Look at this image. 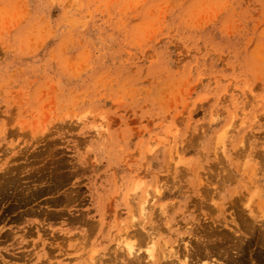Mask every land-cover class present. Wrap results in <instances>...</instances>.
Wrapping results in <instances>:
<instances>
[{
  "label": "rangeland",
  "instance_id": "374dc122",
  "mask_svg": "<svg viewBox=\"0 0 264 264\" xmlns=\"http://www.w3.org/2000/svg\"><path fill=\"white\" fill-rule=\"evenodd\" d=\"M260 154L264 0H0V173L18 165L21 190L56 188L0 194V264H114L138 221L164 222L163 203L173 245L210 235L232 251L197 264L230 263L240 234L252 239L248 260L256 235L240 233L236 213L246 195L264 213Z\"/></svg>",
  "mask_w": 264,
  "mask_h": 264
},
{
  "label": "bare ground",
  "instance_id": "6f19581e",
  "mask_svg": "<svg viewBox=\"0 0 264 264\" xmlns=\"http://www.w3.org/2000/svg\"><path fill=\"white\" fill-rule=\"evenodd\" d=\"M11 120V119H10ZM8 124V123H7ZM11 131V130H10ZM95 134V133H94ZM97 134V133H96ZM218 138V137H217ZM254 144V143H253ZM48 148V147H47ZM10 149V148H9ZM25 150V149H24ZM147 150V149H146ZM149 150V149H148ZM10 151H11V149H10ZM21 151V150H20ZM52 151V150H51ZM262 151V150H261ZM9 152V151H8ZM43 152V151H42ZM50 152V151H49ZM56 152V151H55ZM255 152V151H254ZM4 153V152H3ZM7 153V152H6ZM39 153V152H38ZM45 153V152H44ZM249 153V152H248ZM262 153H263V151H262ZM34 154V153H33ZM32 154V155H33ZM50 154H52V153H50ZM55 154H57V153H55ZM241 154V153H240ZM32 155H30V156H32ZM38 155H40V154H38ZM37 155V156H38ZM53 155V154H52ZM177 155V154H176ZM249 155V154H248ZM247 155V156H248ZM5 156V155H4ZM29 156V155H28ZM43 156V155H42ZM47 156V155H46ZM260 156V158H264V155L262 156L261 154L259 155ZM14 157V156H13ZM34 157V156H33ZM43 157H45V156H43ZM54 157V156H53ZM150 157V156H149ZM148 157V158H149ZM4 159V158H3ZM42 159V158H41ZM44 159V158H43ZM242 159H243V157H242ZM14 160V159H13ZM59 160V159H58ZM50 161H52V160H50ZM56 161V160H55ZM61 161H62V159H61ZM60 161V162H61ZM171 161V160H170ZM49 162V161H48ZM48 162H46V163H48ZM52 162H54V160L52 161ZM51 162V163H52ZM65 162V161H64ZM178 162H179V160H178ZM182 162V161H181ZM30 163V162H29ZM33 163H35V160L32 162V164ZM38 163V162H37ZM57 163V162H56ZM146 163V162H145ZM222 163V162H221ZM32 164H31V166H32ZM49 164V163H48ZM47 164V165H48ZM53 164V163H52ZM25 165V164H24ZM35 165V164H34ZM59 165V164H58ZM19 166H20V164H19ZM17 167H18V165H17ZM17 167L16 168H13V167H11V168H8V169H6L5 170V173H3L2 172V174L0 173V194L2 195H4V196H8L9 197V195H8V193H10L9 192V190L10 189H20V188H22V186H23V188H25L24 187V185H22L21 184V182H20V178H19V175H17V174H19V172H18V170H17V174H16V176L15 175H12L11 173L14 171L13 169H17ZM66 167V166H65ZM180 167V166H179ZM13 168V169H12ZM35 168V167H34ZM53 168V167H52ZM185 168V167H184ZM18 169H20V168H18ZM23 169V168H22ZM22 169H20V170H22ZM43 169H45V167L43 168ZM46 169H48V168H46ZM54 169V168H53ZM59 169V168H58ZM57 169V170H58ZM84 169H86V167L84 168ZM259 169V168H258ZM3 170V169H2ZM24 170V169H23ZM22 170V171H23ZM39 171V169H38V167H37V172ZM54 171V174H55V170H53ZM52 171V172H53ZM46 172V171H45ZM48 173H46V176H48L47 174H49L50 172H51V170L49 171H47ZM51 172V173H52ZM58 172V171H57ZM56 172V173H57ZM60 172V171H59ZM67 172V171H66ZM170 172V171H169ZM172 172V171H171ZM180 172V171H179ZM21 173V172H20ZM23 173V172H22ZM39 173V172H38ZM51 173L49 174V175H51ZM26 174V173H25ZM24 174V175H25ZM29 174V173H28ZM45 173L43 172V175H44ZM53 174V175H54ZM74 174V173H73ZM23 175V176H24ZM41 175V174H40ZM39 175V176H40ZM43 175H41V176H43ZM53 175H52V177H53ZM71 175V174H70ZM144 175V174H143ZM147 175V174H146ZM27 176V175H26ZM26 176L24 177L25 179H27L26 178ZM30 176L31 177H33L34 178V176H32L31 174H30ZM38 176V175H37ZM38 176V177H39ZM41 176L39 177L40 178V180L39 181H37L38 180V178L36 179V178H34V180H36L37 182H39V184L42 182V183H45L44 181H43V179H41ZM60 177V176H58V174H56L55 175V177ZM63 176H65V175H63ZM145 176V175H144ZM143 176V177H144ZM172 176V175H171ZM170 176V174H169V176H167V178L168 177H171ZM29 177V176H28ZM31 177H29V178H31ZM54 178L55 180H53V181H56V183L58 182V181H60V183H63V179H58V178ZM181 177V176H180ZM61 178V177H60ZM70 178V177H69ZM166 178V177H165ZM202 178V177H201ZM23 179V177L21 178V180ZM58 179V180H57ZM66 179V178H65ZM72 179V178H71ZM34 180H29L31 183H32V181H34ZM168 180L169 179H167V183H168ZM177 180V179H176ZM28 181V180H27ZM25 182V183H27V184H29L30 182ZM35 181V182H36ZM46 181V180H45ZM65 181V180H64ZM69 181V180H68ZM165 181V180H164ZM220 181H222V179L220 180ZM24 181H22V183H23ZM47 182H49V185L51 184L50 183V181H46V183ZM161 182V181H160ZM159 182V183H160ZM205 182V181H204ZM204 182H203V185H204ZM209 182V181H208ZM223 182V181H222ZM55 183V182H54ZM65 183V182H64ZM165 183V182H164ZM176 183V182H175ZM207 183V182H206ZM26 184V185H27ZM38 184V185H39ZM48 184V183H47ZM53 184V183H52ZM52 184H51V186H52ZM58 184H59V182H58ZM137 185H139L138 183H136ZM143 184V183H142ZM208 184V183H207ZM206 184V185H207ZM210 184V183H209ZM208 184V185H209ZM32 185V184H31ZM35 185H37V184H35ZM46 185V184H45ZM45 185H43V186H45ZM61 185V184H60ZM64 185V184H63ZM207 185V186H208ZM212 185V184H211ZM47 186V185H46ZM51 186L50 187H48V189L47 190H50V188H51ZM54 186V185H53ZM66 186V185H65ZM161 186H162V184H161ZM166 186V185H165ZM173 186V185H172ZM210 186V185H209ZM30 187V186H29ZM28 186L26 187L27 189H23L24 191L25 190H29L30 188H29ZM32 188H33V185L31 186ZM38 187V186H37ZM62 187V186H61ZM140 187V186H139ZM214 187V186H213ZM46 187H42V186H40V188L38 187V189L37 190H29L25 195H27V194H29V192H30V196H32L33 197V199L35 198V197H38V196H40L42 193H45L47 190L45 189ZM53 189L55 188V187H52ZM51 188V189H52ZM136 188V187H135ZM171 188V187H170ZM203 187H201V189H202ZM216 189H217V187H215ZM248 188V187H247ZM34 189V188H33ZM56 189V188H55ZM60 189H62V188H60ZM72 189V188H71ZM70 189V190H71ZM74 189V188H73ZM172 189V188H171ZM21 190V189H20ZM23 190H21L23 193H24V191ZM43 190L45 191V192H43ZM78 190V189H77ZM135 190V189H134ZM133 190V191H134ZM170 190V189H169ZM204 190V189H203ZM210 190V189H209ZM12 191V190H11ZM53 190H51V192H52ZM72 191V190H71ZM148 191H149V189H148ZM160 191V190H159ZM245 191V190H244ZM248 191V190H247ZM8 192V193H7ZM13 192V191H12ZM19 191H17V193H18ZM48 192V191H47ZM58 192V191H57ZM68 192V191H67ZM5 193H7V194H5ZM16 193V192H15ZM16 193V194H17ZM53 193V192H52ZM201 193H204L203 191L201 192ZM207 193V192H206ZM206 193H204V194H206ZM242 193H243V191H242ZM245 193V192H244ZM243 193V194H244ZM251 193V192H250ZM16 194H15V196H16ZM20 194V193H19ZM55 194V193H54ZM159 194V193H158ZM245 194H247V193H245ZM22 195V194H21ZM24 195V194H23ZM22 195V196H23ZM46 195V194H45ZM130 195H131V193H130ZM151 195V194H150ZM241 195V194H240ZM6 196V197H7ZM20 196V195H19ZM19 196H18V200L20 199L19 198ZM27 196H29V195H27ZM27 196H25V198L27 197ZM29 196V197H30ZM61 196V195H60ZM64 196V195H63ZM67 196V195H66ZM74 196L75 195H72V198H74ZM207 196H208V194H207ZM247 196L248 195H246V197H245V195H244V197L246 198V200H245V198L244 199H240V201H241V203H243V205H241V207L242 206H244L245 204V201H247V204H248V206L250 205L248 202H251V200H252V197L249 199V197L247 198ZM252 196V195H251ZM5 197V198H6ZM29 197H27L26 199H29ZM68 197H69V195H68ZM4 198V197H3ZM16 198V197H15ZM24 197H22L21 198V200H25V199H23ZM40 198V197H39ZM61 198V197H60ZM57 199V200H61L62 201V198L61 199ZM79 198V197H78ZM235 198H237V197H235ZM240 198H242V196H240ZM7 199V198H6ZM37 199V198H36ZM64 199V198H63ZM67 199V198H66ZM65 199V200H66ZM69 199V198H68ZM1 200H2V198H1ZM1 200H0V202H1ZM21 200H19L20 202H22ZM29 200H32V198H30ZM28 200V201H29ZM46 200V199H45ZM55 201H56V199H54ZM53 200V201H54ZM70 200V199H69ZM68 200V201H69ZM76 200V199H75ZM83 200V199H82ZM129 200V199H128ZM131 200V199H130ZM134 200V199H133ZM146 200H148V202H150V201H152L151 199L149 200V199H147L146 198ZM145 200V201H146ZM245 200V201H244ZM28 201H26L25 200V202H24V204H26ZM35 201V200H34ZM33 201V202H34ZM77 201V200H76ZM113 201V200H112ZM145 201H143V204L145 205V204H148V202L147 203H144ZM238 201V200H237ZM264 201V200H263ZM30 202V201H29ZM59 202V201H58ZM63 202V201H62ZM131 202H132V200H131ZM195 202V201H194ZM197 202V201H196ZM195 202V203H196ZM23 203V202H22ZM31 203V202H30ZM29 203V204H30ZM45 203V202H44ZM50 203V202H49ZM56 204H58L57 202H55ZM64 203V202H63ZM67 203V202H66ZM79 203V202H78ZM133 203H135V202H133ZM173 203V202H172ZM255 203V202H254ZM263 204H264V202H262ZM1 204V203H0ZM16 204V203H15ZM15 204H13V209L15 210V208H14V206H16ZM18 204V203H17ZM21 204V203H20ZM28 204V205H29ZM37 204V203H36ZM51 204V203H50ZM70 204V203H69ZM209 204V203H208ZM233 204V203H232ZM262 204V205H263ZM22 205V204H21ZM20 205V206H21ZM54 205V204H53ZM135 205V204H134ZM144 205H140L139 206V208L141 209V213L140 214H142L144 217V219H145V216H146V219H149V217L147 216V212H146V210L149 208V206H148V208L147 209H145V206ZM150 205V204H149ZM197 205V204H196ZM206 205V207H207V204H205ZM231 205V204H230ZM19 206V205H18ZM17 206V207H18ZM33 206V205H32ZM57 206V205H56ZM58 206H60V205H58ZM159 206H161L160 207V209L162 208V211H164L162 214H161V218H162V221H164V222H162V223H160L161 224V226H160V224L158 225V224H156L155 225V222H156V219L155 218H150V221H149V225L147 224V225H145L144 223H142V222H139L138 221V223L136 224V223H134L136 220V218L134 219V216L136 215H134V214H132V215H134V216H131L132 217V219L133 220H135L133 223L134 224H136L137 225V227L135 226V228H133L132 230H128L125 234L126 235H124V236H126V237H124V240H123V242H122V246H123V243H124V249L125 250H123V252L121 251V252H119L118 253V255H116L115 256V261H117L116 263H114V264H197V260L198 259H200V258H202L203 259V257H205V258H212V256H214V255H217V256H219V257H221V258H223V257H228L230 254L229 253H231L232 251L229 249V247L228 246H226V244L225 243H219V242H214V243H212V236H208V238H207V240L206 241H203V240H198L197 239V241L193 238V241L195 240L196 242H194V243H192V246H189V242H190V240L189 239H191V238H189V239H185L184 237H183V240H185L183 243H184V249H180V247L181 248H183L182 246H180V244L179 245H173V242H175L178 238H177V234L176 233H173V232H171L172 230H173V222L172 221H174L175 220V217L173 216V214H167V211H166V209H165V205H164V203L163 204H161V205H159ZM203 206V205H202ZM219 206V205H218ZM237 206V205H236ZM248 206H246V207H248ZM251 206V205H250ZM250 206H249V208H247L248 210V213H246L247 211H243L242 209H244V208H240L241 209V214H238V213H236L237 215H239L240 217V233H246V234H253L252 236L254 237V234L256 235V239H257V247H258V249L256 250V248L254 249V251H252L251 253H250V260H256L255 261V264H264V213H262V214H260L259 215V217H256L255 215H254V211H255V208H254V210H252L251 208H250ZM264 206V205H263ZM11 207V206H10ZM136 207V206H135ZM147 207V206H146ZM154 207V206H153ZM199 207H200V204H199ZM245 207V206H244ZM246 207H245V209L244 210H246ZM260 207V206H259ZM33 208H34V206H33ZM210 208H211V206H210ZM214 208V207H213ZM4 209V208H3ZM139 209V210H140ZM152 209V208H151ZM257 209V208H256ZM27 210V209H26ZM31 210V212H32V208L30 209ZM39 210V207H38V209H37V211ZM45 210H47V209H45ZM150 210V209H149ZM157 210H159L158 208H157ZM214 210V209H213ZM237 210V209H236ZM6 211V210H5ZM35 211V210H34ZM48 211V210H47ZM45 212L44 210L42 211V213L40 214V212H39V214L40 215H42V214H45V213H48L49 214V211L48 212ZM54 211V210H53ZM53 211H51V214H52V212ZM93 211V210H92ZM134 211V212H133ZM151 211V210H150ZM150 211L148 212V213H150ZM160 212H161V210H159ZM159 211H157V212H159ZM212 211V210H211ZM262 211V210H261ZM27 212V211H26ZM36 212V211H35ZM43 212H45V213H43ZM83 212V211H82ZM119 212V211H118ZM132 212L133 213H138V212H136L134 209L132 210ZM237 212V211H236ZM263 212V211H262ZM38 213V212H37ZM63 213V215H64V212H60V214H62ZM145 213H146V215H145ZM244 213H245V215H248V216H243L244 215ZM261 213V212H260ZM25 214H30L29 212L28 213H25ZM32 214H34L33 212H32ZM39 214H37L38 216H40ZM50 214V215H51ZM53 214H54V212H53ZM52 214V216H54ZM154 214H156V212L154 211ZM181 214H182V212H181ZM258 214V213H257ZM47 215V214H46ZM59 215V214H58ZM56 216L57 218H59L60 216ZM67 215H69V214H67ZM139 214H137V216H138ZM158 215V214H157ZM213 215V214H212ZM1 216V215H0ZM6 216V215H5ZM23 216V215H22ZM34 216V215H33ZM74 216H77V215H74ZM79 216V215H78ZM76 217L77 219L79 218V217H81V216H79V217ZM130 216V215H129ZM159 216V215H158ZM249 216H252V217H254L255 216V219L253 220H250L249 218L247 219V217H249ZM258 216V215H257ZM47 217V216H46ZM45 217V218H46ZM55 217V218H56ZM70 217V216H69ZM69 217H67V219L69 218ZM139 217V216H138ZM137 217V218H138ZM157 217V216H156ZM228 217V216H227ZM237 217V216H236ZM261 217H263V219H261V220H259L258 218H261ZM24 218V217H23ZM48 218V217H47ZM47 218H46V220H47ZM51 218V217H50ZM61 218V217H60ZM59 218V219H60ZM74 217L72 216V218L70 217L69 218V220H71V222H72V219H73ZM82 218V217H81ZM81 218H80V220L78 219V221H77V219H76V221L77 222H79V221H81ZM84 218H85V216H84ZM177 218H178V216H177ZM204 218V217H203ZM209 218V217H208ZM1 219V218H0ZM3 219V218H2ZM62 219H63V217H62ZM75 219V218H74ZM129 219H131V218H129ZM131 219V222L133 221ZM144 219H141L140 220V218H139V220L140 221H142V220H144ZM205 219V218H204ZM212 219V218H211ZM222 219V218H221ZM225 219V218H224ZM4 220V219H3ZM57 220V219H56ZM84 220V219H83ZM87 220V219H86ZM138 220V219H137ZM210 220V219H209ZM214 220V219H213ZM212 220V221H213ZM227 220V219H226ZM230 220V219H229ZM11 221V220H10ZM75 221V222H76ZM88 221V220H87ZM86 221V222H87ZM90 221V222H89ZM88 222V224H91V225H89V228L91 227L92 229H93V227L92 226H95L93 223H92V221L91 220H89ZM95 221V220H94ZM93 221V222H94ZM99 221H100V219H99ZM118 221V220H117ZM211 221V222H212ZM219 221V220H218ZM237 221V220H236ZM235 221V222H236ZM42 222V221H41ZM70 222V221H69ZM68 222V223H69ZM74 222V221H73ZM84 222V221H83ZM85 222V223H86ZM159 222V221H158ZM172 222V223H171ZM191 222V221H190ZM216 222V221H215ZM221 222V221H220ZM84 223V224H85ZM96 223V222H95ZM147 223V222H146ZM213 223V222H212ZM258 223V224H257ZM71 224V223H70ZM87 224V223H86ZM87 224V225H88ZM174 224H176L175 222H174ZM202 224V223H201ZM217 224V223H216ZM223 224V223H222ZM228 224V223H227ZM39 225V224H38ZM97 225V224H96ZM130 225V224H129ZM132 225V224H131ZM204 225V224H203ZM205 225H206V223H205ZM209 225H210V223H209ZM213 225V224H212ZM230 225V224H229ZM232 225H234V224H232ZM40 226V225H39ZM44 226V225H43ZM189 226V225H188ZM29 228L31 227V226H28ZM42 227V226H41ZM45 227V226H44ZM98 226H96L95 228H97ZM106 227V226H105ZM185 227V226H184ZM205 227V226H204ZM209 227V226H208ZM237 227V226H236ZM33 228V227H32ZM40 228V227H39ZM207 228V227H206ZM42 229H43V227H42ZM41 229V230H42ZM45 229V228H44ZM47 229V228H46ZM165 229V230H164ZM183 229V228H182ZM196 229V228H195ZM32 230H34V228L32 229ZM32 230H30V229H28L27 231H32ZM40 230V231H41ZM97 230V229H96ZM201 230V229H200ZM238 230V229H237ZM6 231V230H5ZM48 231V230H47ZM90 231V230H89ZM95 231V230H94ZM164 231H167L168 232V234H167V236H166V239L164 240V241H162L161 240V237H162V235H163V232ZM177 231V230H176ZM216 231V230H215ZM227 231V230H226ZM93 232V231H92ZM233 232V231H232ZM238 232H239V230H238ZM8 233H9V235H7L8 236V238H6V239H9V237H12V236H10L11 234V231L9 232L8 231ZM12 233H14V232H12ZM34 233V232H33ZM57 233V232H56ZM95 233V232H94ZM93 233V234H94ZM198 233V232H197ZM212 233V232H211ZM214 233V232H213ZM221 233V232H220ZM226 233V232H225ZM231 233V232H230ZM235 233V232H234ZM5 234V233H4ZM29 234H31V232L29 233ZM43 234V233H42ZM55 234V233H54ZM90 234V233H89ZM124 234V233H123ZM133 235V236H136L137 238H138V241H139V243H140V245H143L142 247H138V248H136L137 247V245H139V243H138V241H136V240H134V241H136L137 243H134V242H132L133 240L132 239H130L129 241H128V238L130 237V235ZM200 234V233H199ZM198 234V235H199ZM209 233H207V235H208ZM216 234H217V231H216ZM223 234V233H222ZM45 235V234H44ZM57 235V234H56ZM55 235V236H56ZM92 235V234H91ZM131 235V236H132ZM219 235V234H218ZM228 235V234H227ZM239 235V234H238ZM1 236V235H0ZM79 236V235H78ZM120 236V235H119ZM181 237L183 236V235H180ZM194 237H195V235H193ZM225 236V235H224ZM243 235H241L240 234V243L239 242H237V243H239V244H237V245H235V246H237V250H238V255L236 256V257H233V260H231V262L230 263H228V264H249L248 262H246V261H248L246 258H245V256H247V257H249L248 256V251L249 250H247L250 246H252V244H251V240H250V238L248 239L247 237H246V239H244L243 237H242ZM2 237H4V236H2ZM1 237V238H2ZM179 238V239H182V238ZM186 237V236H185ZM191 237V236H190ZM207 237V236H206ZM217 237V236H216ZM230 237V236H229ZM233 237V236H232ZM74 238V237H73ZM117 238V237H116ZM133 238H135V237H133ZM163 238V237H162ZM187 238V237H186ZM196 238V237H195ZM203 238V237H202ZM52 239V238H51ZM118 239H119V237H118ZM200 239H201V237H200ZM222 239V238H221ZM232 239V238H231ZM56 240V239H55ZM90 240V239H89ZM255 240V237L253 238V241ZM2 241V240H1ZM1 241H0V243H1ZM51 241V240H50ZM181 240H179V242H180ZM239 241V240H238ZM252 241V243H254ZM32 242V241H31ZM87 242V241H86ZM116 242H117V240H116ZM119 242V241H118ZM233 242V241H232ZM39 243V242H38ZM61 243V242H60ZM64 243V242H63ZM158 243H162L163 245L162 246H164L165 247V249L164 248H161V249H164L163 251L162 250H160L159 252L157 251V249H158V247H160V245L158 246ZM169 243H171L170 244V246H167L166 247V245L167 244H169ZM191 243V242H190ZM234 243H236V242H234ZM65 244V243H64ZM135 244H136V246H135ZM175 244H177V243H175ZM66 245V244H65ZM183 245V244H182ZM231 245H233V244H231ZM254 245V244H253ZM64 246V245H63ZM114 246V245H113ZM118 246H119V244H118ZM120 247V246H119ZM143 247H145V251L142 253V252H139V251H141V249L143 248ZM114 248V247H113ZM121 248V247H120ZM48 249V248H47ZM117 249H119V248H117ZM54 250V249H53ZM124 251L125 252H127L126 254L124 253ZM25 252V251H24ZM23 252V253H24ZM62 252V251H61ZM117 252H118V250H117ZM17 253V252H16ZM25 254V253H24ZM49 254V253H48ZM20 255V254H19ZM183 256V258H180V256ZM233 255V254H232ZM24 256V255H23ZM53 256V255H52ZM61 256V255H60ZM55 257V256H54ZM89 257V256H88ZM102 257V256H101ZM113 257H114V255H113ZM175 257H177V259L175 258ZM216 257V256H215ZM232 257V256H231ZM16 258V257H15ZM204 258V259H205ZM89 259V258H88ZM113 259V260H114ZM202 259H201V262H202ZM229 259H231V258H229ZM208 260H210V259H208ZM213 260V259H212ZM72 261V260H71ZM92 262V261H91ZM97 262V261H96ZM95 262V263H96ZM111 263V262H110ZM205 264H222V263H220V262H218V263H210V261H209V263H208V261H207V263H205Z\"/></svg>",
  "mask_w": 264,
  "mask_h": 264
}]
</instances>
